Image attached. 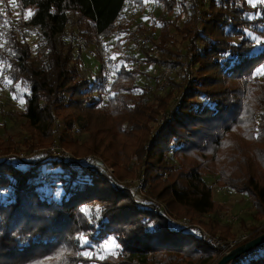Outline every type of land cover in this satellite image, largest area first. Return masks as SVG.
Listing matches in <instances>:
<instances>
[{
  "label": "trees",
  "instance_id": "obj_1",
  "mask_svg": "<svg viewBox=\"0 0 264 264\" xmlns=\"http://www.w3.org/2000/svg\"><path fill=\"white\" fill-rule=\"evenodd\" d=\"M15 1L26 18L25 27L33 29L43 45L40 66L24 35L9 33L0 47L7 80L29 90L23 112L28 126L50 134L59 112L79 105L78 109L104 111L119 126L116 134L136 138L145 131L136 156L138 178L144 176L146 186L142 196L120 184L124 176L112 177L95 164L74 169L49 152L38 159H0V191L9 193L0 201V264H217L222 248L209 245L194 232L170 229L164 211L147 195L161 201L165 212L175 218L200 219L198 223L210 232L231 240V228L220 220L202 221L218 214L222 205L214 201L200 170L208 163L226 161V185L247 194L257 214L264 215V176L260 175L264 73L255 74L264 68V2L251 6L249 0H188L186 8L183 0H157L167 14L183 6L187 19L181 21L180 14L171 20L162 17L160 35L152 39L145 58L126 57L127 62L138 64L121 66L106 88L102 82L80 79L75 66L80 47L68 33L81 30L86 45L111 38L128 0ZM132 1L146 9L143 0ZM172 29L188 43L185 52L175 49L178 39ZM144 64L171 65L179 75L165 95L153 92L152 102L146 98L147 87L134 97ZM74 93L83 100H73ZM177 95L183 98L181 104H174ZM88 97L92 102H87ZM239 132L247 145L232 147L224 158L226 139L233 141ZM89 154L109 160L97 150ZM171 157L176 163L169 161ZM194 160L198 166L184 171ZM46 174L52 177L44 182ZM55 181L63 185L59 200L44 195L45 186ZM160 182L166 185L160 187ZM95 205L99 217L88 218L82 208ZM249 231L251 236L240 246L264 234V229ZM82 236L95 244L115 239L119 253L103 260L86 256L89 246L80 243ZM255 250L256 256L240 264H264V244Z\"/></svg>",
  "mask_w": 264,
  "mask_h": 264
},
{
  "label": "rangeland",
  "instance_id": "obj_2",
  "mask_svg": "<svg viewBox=\"0 0 264 264\" xmlns=\"http://www.w3.org/2000/svg\"><path fill=\"white\" fill-rule=\"evenodd\" d=\"M143 1L146 6L145 10L135 6L132 0L127 1L122 18L116 25V30L118 31L111 38H97L94 42H91L90 46L86 45L87 42L81 30L79 31L76 28L75 31L73 30L68 33L69 35L73 34L75 36L76 45L80 47L81 55L75 64L80 79H86L90 84L97 81L98 83L102 82L106 88H109L116 72L121 66L132 68L138 64V62L134 61L127 62L125 60L126 57L136 58L137 60H143L145 58L144 52L151 47L152 41H156L160 35L162 17L171 20L175 19L177 14H180L181 21L186 20L188 17V14L182 11L183 6L186 5V8L190 7L188 0L182 1L183 6H175V12L173 14L165 13L157 0ZM259 1L262 0H249V4L255 6ZM203 2L208 3V0H203ZM30 14L31 11H29L27 16ZM25 23L26 18H23L15 0L9 2L0 0V47L4 45L5 38L9 33L19 37L24 35L25 42L30 44L33 57L40 66L42 56L39 55V51L43 49L42 41L33 29L25 27ZM125 29L126 31H124ZM172 33L175 39H178L177 44L174 46L175 49L185 52L188 43L184 42L180 35H176L174 29H172ZM25 42L23 41L24 44ZM100 46H106L107 48L105 50V65L109 67L110 74H107L104 70V61L100 53ZM140 69L144 75L138 78L139 87L134 92V97L139 96L142 90L147 87L146 89H149V93L146 98L149 102L153 101V92L160 91L161 94L165 95L172 87V81L175 79L178 80L179 77L171 65H166L161 68L156 64H144ZM6 70L7 66L0 61V159L10 156L27 160L38 159L44 155V152L52 154L53 149H56L62 154L59 158L67 164L69 163L72 166L69 165L71 168L88 167L94 164L102 166L112 177L118 176L121 178L124 176V181H121L120 184L133 188L134 190L136 189L140 195L144 196V188L146 186L145 178L142 175L138 178L140 168L136 152L142 145L141 141L145 136V131L141 130L136 138L116 134L115 129L119 126L111 121L109 117L104 116V111L98 112L93 109L90 111L78 109L79 105L76 107L72 105L69 109L67 108L59 112V116L56 117V124L54 123L49 131L50 134L45 133L44 130L38 131L30 128L23 116L25 101L28 97L29 90L21 83L12 86L11 82L6 78ZM263 73L264 68L260 67L255 74L260 77ZM165 80H167L168 85H164ZM66 95L67 101L70 96L69 94ZM94 96L97 97V94ZM71 97L73 100H83V97L79 93L71 94ZM104 99L107 102L106 96ZM87 102H92L90 97L87 98ZM182 102V96L177 95L174 104H181ZM100 108L104 109V105ZM107 113L108 115L111 114L110 112ZM69 123H71L70 126L68 125ZM232 139L233 141H230L231 137L226 139L225 145L222 148L224 158H226V154L233 151H231L232 147L236 149L242 145H247L246 139L243 138L240 132L235 137H232ZM28 146L37 147L29 150ZM94 150L105 154L104 156H107L109 160L105 157L107 161L105 160L104 162L98 156L89 154L90 151ZM52 156L55 157L57 155L52 154ZM217 157L218 155H215L214 158L216 159ZM169 161L176 163L172 157ZM113 164H116L117 167ZM191 166H198V161L194 160V163L187 165L183 170L189 171L188 168L190 169ZM226 166V161L218 163L211 162L200 170L208 187L213 191L214 201L222 205V210L218 214L207 215L202 218V221L206 224L211 217L220 220L222 224L231 228V234L233 233L234 238L227 241L223 240L219 234L212 233L204 224H199L200 222L197 220L200 219H192L186 216L185 219H178L168 214L172 218L187 222L192 226L201 227L212 236L219 237L225 244L231 241L238 243L246 237L249 238L251 236L250 229H264V215L260 216L257 214L248 195L239 194L235 192L236 190L232 189V186L226 185L228 178L227 171L225 170ZM252 170L256 172L255 168ZM237 174L238 172H234L235 177H238ZM240 175H242V172H240ZM260 175L264 176V170L260 172ZM51 177V175L46 174L42 179L46 182ZM56 183L59 182L55 181L51 186L46 185V194L44 193V195L59 200L64 195V190L63 185L60 183L59 186L55 187ZM165 185V183L160 182V187ZM141 187H144L143 190ZM8 195V192L0 191V201ZM147 198L150 202H153V199H155V202L159 206H163L165 210L163 203L156 197L148 194ZM82 210L88 218L91 216L97 218L100 215V209L97 205L93 207L85 206ZM151 228L149 229L151 230ZM246 239L239 242L233 249L239 247ZM85 240L87 243H85ZM80 243L83 246H89V249L83 253L84 255L89 257L94 256L99 260L119 253L115 239H109L101 244H95L87 237L82 236ZM257 252L258 250H254L242 256L240 259L241 263L256 256ZM223 255L225 254L222 249ZM231 264H238V262L234 261Z\"/></svg>",
  "mask_w": 264,
  "mask_h": 264
},
{
  "label": "built area",
  "instance_id": "obj_3",
  "mask_svg": "<svg viewBox=\"0 0 264 264\" xmlns=\"http://www.w3.org/2000/svg\"><path fill=\"white\" fill-rule=\"evenodd\" d=\"M100 49V53L102 54V57H103V61H104V70L107 74H110L111 71L109 69V67L107 65H105L106 63V60H105V57H106V52L105 50L107 49L106 46H100L99 47ZM164 85H168V82L167 80L164 81ZM52 154L54 155H57V156H61V152L59 150H56V149H53V152ZM93 160V159H92ZM142 190H143V187H141ZM151 203H154V205H156L157 207H160V209L162 211H164L165 213V216L167 218V224L169 226L170 229H173V230H186V231H189V232H194L197 234V236L199 238H201L204 242L208 243L209 245L213 246V247H219V248H222L223 249V252L224 254L228 253L230 250H232L239 242L245 240H241L239 241L238 243L234 242V241H231V242H228V243H224L222 242V240L217 237V236H212L210 233L204 231L201 227L199 226H192L190 225L189 223L187 222H184V221H180V220H177L175 218H172L170 215H168V213L165 212L163 206H159L157 204V202H155V199H153V202ZM241 258H239L238 260H236V262H238V264L241 263Z\"/></svg>",
  "mask_w": 264,
  "mask_h": 264
},
{
  "label": "water",
  "instance_id": "obj_4",
  "mask_svg": "<svg viewBox=\"0 0 264 264\" xmlns=\"http://www.w3.org/2000/svg\"><path fill=\"white\" fill-rule=\"evenodd\" d=\"M264 244V234L256 237L255 239L231 250L229 253L222 256L217 264H231L238 260L247 253L254 251L257 247Z\"/></svg>",
  "mask_w": 264,
  "mask_h": 264
},
{
  "label": "snow or ice",
  "instance_id": "obj_5",
  "mask_svg": "<svg viewBox=\"0 0 264 264\" xmlns=\"http://www.w3.org/2000/svg\"><path fill=\"white\" fill-rule=\"evenodd\" d=\"M145 2H147V0H145ZM262 2H264V0H262ZM85 243H87V241L85 240Z\"/></svg>",
  "mask_w": 264,
  "mask_h": 264
}]
</instances>
